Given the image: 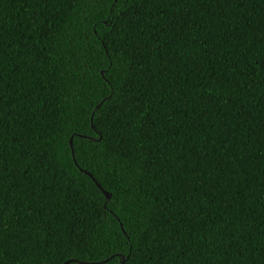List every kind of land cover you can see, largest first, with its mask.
Here are the masks:
<instances>
[{"label": "trees", "instance_id": "1", "mask_svg": "<svg viewBox=\"0 0 264 264\" xmlns=\"http://www.w3.org/2000/svg\"><path fill=\"white\" fill-rule=\"evenodd\" d=\"M93 51L128 81L115 160L62 138L111 91ZM73 238L90 264L105 240L111 264H264V0H0V264Z\"/></svg>", "mask_w": 264, "mask_h": 264}, {"label": "snow or ice", "instance_id": "2", "mask_svg": "<svg viewBox=\"0 0 264 264\" xmlns=\"http://www.w3.org/2000/svg\"><path fill=\"white\" fill-rule=\"evenodd\" d=\"M94 3L101 5L102 7H108L109 10L113 13V17L115 19L120 18V6L124 4L127 6L128 0H93ZM107 19V17H106ZM99 35V33H97ZM91 56L98 57L100 62L104 63V70L105 75L103 79L107 80V85L100 83L99 86L101 88H110L111 91L106 99H104L103 103L99 105L95 112L91 115L85 113L84 115L78 116L75 120L74 125L69 126L66 130L62 131V138L63 133L66 131L67 139L71 142L73 151H75L76 143L82 137L83 139L93 140L95 139L96 147L90 149L89 155L95 156L96 153H100L103 158L108 159L111 154V158L113 160L116 159L115 152L119 151V149H113L111 147V137L115 135V128L118 123L117 120H113V116L120 117L124 116V106L127 104V91L126 85L128 83L127 79L120 81L119 79L116 80L114 83L113 79L109 78L113 71L115 70L116 76L119 77L122 69L118 66L116 59L112 58L111 53H108V61H104L103 57L96 51H93ZM86 66L89 72L95 73L97 68V61L95 59H90L89 55L84 57ZM88 75L85 73V82H87ZM116 97L115 100L112 98ZM111 101V103H109ZM107 104L108 107L105 108L104 105ZM135 104V101H133ZM99 113V115H97ZM82 126H90L87 128L86 133H81L80 128ZM90 132L91 135L87 133ZM109 205L106 204V207ZM109 241L105 240L102 242V245L107 248V253L104 256V264H111L113 260H116L118 257L123 255L122 252H117L109 247ZM95 247V245H93ZM115 247L123 248V244L115 245ZM89 249L88 241L83 239H71L65 246L62 256L66 255L67 260L65 264H83L82 256L83 250ZM91 251V249H89ZM76 253H80V257L78 258ZM94 258L89 256L87 259L91 262ZM128 257H123V264H127Z\"/></svg>", "mask_w": 264, "mask_h": 264}, {"label": "water", "instance_id": "3", "mask_svg": "<svg viewBox=\"0 0 264 264\" xmlns=\"http://www.w3.org/2000/svg\"><path fill=\"white\" fill-rule=\"evenodd\" d=\"M90 175V174H89ZM91 176V175H90ZM91 178L96 182V184H97V186L99 187V188H102L98 183H97V181L95 180V178L93 177V176H91ZM106 196L108 197V199H110V194L109 193H106ZM83 264H90V263H84L83 262Z\"/></svg>", "mask_w": 264, "mask_h": 264}]
</instances>
